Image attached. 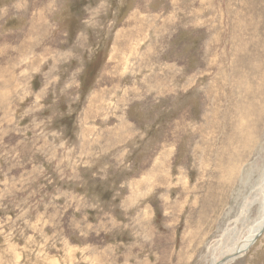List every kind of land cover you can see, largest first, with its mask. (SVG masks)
Returning <instances> with one entry per match:
<instances>
[{"label":"rangeland","instance_id":"obj_1","mask_svg":"<svg viewBox=\"0 0 264 264\" xmlns=\"http://www.w3.org/2000/svg\"><path fill=\"white\" fill-rule=\"evenodd\" d=\"M256 1L0 0V264H213L248 235L264 166ZM199 94L214 129L225 120L208 151ZM224 264H264V230Z\"/></svg>","mask_w":264,"mask_h":264},{"label":"bare ground","instance_id":"obj_2","mask_svg":"<svg viewBox=\"0 0 264 264\" xmlns=\"http://www.w3.org/2000/svg\"><path fill=\"white\" fill-rule=\"evenodd\" d=\"M241 2H243V1H241ZM246 2V1H245ZM248 2V1H247ZM254 2V3H253ZM230 3V2H229ZM236 3H238V2H236ZM258 3H259V1H258ZM262 5H263V3H262ZM231 6V5H230ZM239 6H241V5H239ZM244 6H245V4H244ZM244 6L242 7V8H244ZM249 6V5H248ZM228 7H229V5H228ZM254 7H256L257 9H260L261 8V6L260 5H258L257 4V1L256 0H250V6L248 7L249 9L248 10H250L251 12H254V11H252L253 9H254ZM230 8L231 7H229V10H230ZM235 8V7H234ZM235 9H237V8H235ZM245 9L247 10V7H245ZM245 9H244V11H245ZM234 10V9H233ZM240 10V9H239ZM241 11H243V10H241ZM249 11V12H250ZM233 12V11H232ZM261 12V11H260ZM246 13H248V12H246L245 11V14ZM249 14V13H248ZM260 15V14H259ZM161 16V15H160ZM233 16H234V14H233ZM231 17V16H230ZM261 17V16H260ZM192 18V17H191ZM234 24V23H233ZM232 24V25H233ZM237 25V24H236ZM260 25V24H259ZM262 25V24H261ZM254 26V25H253ZM239 27V26H238ZM260 28H262L263 27V25L262 26H259ZM242 28H243V25H242ZM256 28V27H255ZM259 28V29H260ZM237 29V28H236ZM237 31V30H236ZM260 31V30H259ZM242 32V31H241ZM240 32V33H241ZM170 33V32H169ZM239 33V32H238ZM249 33V32H248ZM255 33H257V31L255 32ZM260 33V32H259ZM250 34H251V32H250ZM245 35V34H244ZM249 35V34H248ZM254 35V34H253ZM261 35V34H260ZM258 36V35H257ZM262 36V35H261ZM261 36H259V37H261ZM246 39V38H245ZM165 40V39H164ZM215 40V39H214ZM256 40V39H255ZM248 41V40H247ZM250 41H252V39L250 40ZM249 41V42H250ZM257 42H259V41H257ZM239 44V43H238ZM241 44V43H240ZM246 44V43H245ZM257 44V43H256ZM255 44V45H256ZM259 44V43H258ZM227 45V44H226ZM242 45V44H241ZM262 45V44H261ZM250 46H252V45H250ZM257 46V45H256ZM263 46V45H262ZM261 46V48H263ZM239 48V47H238ZM256 48V47H255ZM248 51H250V47H248ZM243 51H244V49H242ZM259 50V49H258ZM262 50V49H261ZM242 51V52H243ZM254 51L255 50H253V53H254ZM257 51V50H256ZM241 52V51H240ZM241 52V53H242ZM251 53H252V50H251ZM256 53V52H255ZM258 53H261L260 51L258 52ZM229 55V54H228ZM255 56H257L258 57V55H260V54H258V55H256V54H254ZM247 56V55H246ZM252 55H250L249 57H251ZM263 56V55H262ZM248 57V56H247ZM264 57V56H263ZM220 58V57H219ZM242 58V57H241ZM260 58H261V56H260ZM208 59V58H207ZM248 59L249 58H247L246 60L248 61ZM251 60H252V57L250 58ZM254 59V58H253ZM257 59V58H256ZM259 59V58H258ZM257 59V60H258ZM239 62L241 61V59L240 60H238ZM244 58H243V65H244ZM247 61H245V62H247ZM253 61V60H252ZM260 61V60H259ZM262 61V60H261ZM251 62V61H250ZM258 62V61H257ZM256 62V63H257ZM263 62H264V58H263ZM249 63V62H248ZM236 64V63H235ZM240 64V63H239ZM260 64V63H259ZM237 65V64H236ZM249 65H250V63H249ZM261 65H262V63H261ZM233 66V65H232ZM185 67V66H184ZM238 67V66H237ZM241 67V66H240ZM244 67H245V65H244ZM243 67V68H244ZM247 67V66H246ZM176 68V67H175ZM242 68V69H243ZM249 68V67H248ZM234 69V68H233ZM245 69V68H244ZM251 69V68H250ZM250 69H249V72H250ZM257 69H258V66H257ZM260 69V68H259ZM258 69V70H259ZM198 70V69H197ZM253 70V69H252ZM261 70H262V68H261ZM253 72H255V71H253ZM253 72H251V73H253ZM195 73V72H194ZM241 73V72H240ZM202 74V73H201ZM231 74V76H232V73H230ZM242 74V73H241ZM241 74H240V77H241ZM194 75V74H193ZM235 75V74H234ZM238 76H239V74H237ZM254 75H256V74H254ZM218 76H220L219 74H218ZM252 76V75H251ZM243 77H245V76H243ZM249 77V76H248ZM199 78V77H198ZM232 78V77H231ZM235 78V77H234ZM190 79V78H189ZM200 79V78H199ZM223 79V78H222ZM230 79V78H229ZM237 79V78H236ZM239 79H241V78H239ZM243 79V78H242ZM249 79H250V77H249ZM193 80V79H192ZM224 80H225V78H224ZM231 81V80H230ZM139 82H141V81H139ZM177 82V81H176ZM195 82H196V80H195ZM253 82V81H252ZM251 82V83H252ZM228 83V82H227ZM179 84V83H178ZM232 84V83H231ZM176 85V84H175ZM206 85V84H205ZM230 85V84H229ZM228 85V86H229ZM240 85V84H239ZM234 86V85H233ZM236 86V85H235ZM254 86V85H253ZM250 87V86H249ZM209 88V87H208ZM208 88H205V89H208ZM230 87H228V89H229ZM236 88V87H235ZM202 89V88H201ZM240 89H241V87H240ZM230 90V89H229ZM236 89H234V91H235ZM251 90V89H250ZM201 91V90H200ZM208 91L209 90H207V93H208ZM218 91V90H217ZM241 91V90H240ZM255 91H256V89H255ZM260 91H262V90H260ZM224 92H225V90H224ZM222 93V94H225V93ZM228 93H230L229 91H228ZM232 93V92H231ZM248 93H249V91H248ZM234 94H235V92H234ZM252 94V93H251ZM256 94H257V92H256ZM172 95V94H171ZM174 95V94H173ZM172 95V96H173ZM221 95V94H220ZM237 95V94H236ZM258 95V94H257ZM168 96V95H167ZM222 96V95H221ZM223 96H225V95H223ZM231 97H232V95H230ZM250 96V95H249ZM253 96V95H252ZM169 97V96H168ZM200 97V98H199ZM248 97V96H247ZM251 97V96H250ZM222 98V97H221ZM252 98V97H251ZM254 98V97H253ZM197 100H199L200 99V105L202 106V108L206 105V109H207V112H206V114H205V120H206V125H203L202 126V129H200V130H203V132H204V134L202 135V139H201V142H204L206 145H205V147H203V148H198V150H205V151H208L210 148H211V145L213 144V142H212V138H214L215 139V137H214V132H215V130L217 131V128H218V126H219V130H222V128L224 127L221 123H223V121H225L224 120V115H223V113H220V115H221V123H219L218 125H216V129H214V127H215V123H217L216 121H217V116L215 115V114H212L213 112L211 111V113H210V109H212L211 108V106H209L208 107V104L210 103L211 104V101H212V99H211V97L210 98H208L207 97V95L206 94H204V95H200L199 94V96L196 98ZM236 99L237 98H234V96H233V100H230L229 99V97H228V99L226 98V100L227 101H225V99L224 98H222L221 100L222 101H224L225 103H226V106H224L225 107V109L226 110H229V108L231 107L232 108V110L234 109V106L236 105L235 104V102H236ZM249 99V98H248ZM251 100V99H250ZM221 101V102H222ZM232 101H234V104L232 103ZM240 101V100H239ZM181 102V101H180ZM221 102H220V104H221ZM249 102V101H248ZM253 103H254V101H252ZM169 104V103H168ZM251 104V103H250ZM233 105V106H232ZM254 105V104H253ZM176 106V105H175ZM223 106V105H222ZM252 106V105H251ZM256 106V105H255ZM200 107V106H199ZM236 107V106H235ZM230 108V109H231ZM250 108V107H249ZM190 110V109H189ZM205 111V110H204ZM230 111V110H229ZM253 111V110H252ZM239 112V111H238ZM248 112V111H247ZM230 113H232L231 111H230ZM208 114H210V116L208 115ZM244 114V113H243ZM248 114H249V112H248ZM230 116V115H229ZM246 116V115H245ZM249 115H247V117H248ZM215 117H216V119H215ZM227 117V116H226ZM234 118L235 117H233V120H234ZM244 118V117H243ZM239 119V118H238ZM246 119H248V118H246ZM179 120L181 121L182 120V115H180L179 116ZM231 120V119H230ZM250 122H251V120H250ZM242 123V122H241ZM253 123V122H252ZM233 124H235V123H233ZM239 124V123H238ZM249 124V123H248ZM250 125H252V124H250ZM211 126H213V128L211 129V130H209V128L211 127ZM194 127V126H193ZM238 127V126H237ZM196 128V127H195ZM235 128H236V126H235ZM247 128V127H246ZM208 129V130H207ZM225 129V128H224ZM254 129V128H253ZM235 130V129H234ZM234 130H232L231 129V131H233L235 134L233 135V133H230V135H231V137L232 138H235V137H237V135H238V133H237V131H234ZM238 130V129H237ZM220 131H218V133H219ZM216 133V132H215ZM226 133H220L219 134V140L221 141V142H225V140H226V135H225ZM193 135V133L192 134H190V136H192ZM198 135H199V133H198ZM217 135V134H216ZM229 135V136H230ZM177 136H179V137H181V130H179V133H178V135ZM194 136V135H193ZM178 137V138H179ZM218 137V135L216 136V138ZM195 138H196V135H195ZM230 138V137H229ZM232 140V139H231ZM218 141V140H217ZM236 144V143H235ZM237 144H238V141H237ZM248 144V143H247ZM243 144H241V146H242ZM204 146V145H203ZM213 146V145H212ZM248 146V145H247ZM214 148V147H213ZM234 148V147H233ZM245 148V147H244ZM256 148V147H255ZM238 149H240V148H238ZM237 149V150H238ZM243 149V148H242ZM249 149V148H248ZM194 150V149H193ZM197 149H196V151H198ZM224 150V149H223ZM225 151V150H224ZM228 151V150H227ZM256 151V150H255ZM160 153V152H159ZM201 153V152H200ZM205 153V152H204ZM214 153V152H213ZM215 153H216V151H215ZM218 153V152H217ZM236 153V152H235ZM224 154V153H223ZM227 154V153H226ZM238 154H240V153H238ZM242 154V153H241ZM240 154V155H241ZM213 155V154H212ZM216 155V154H215ZM201 156V155H200ZM210 156V155H209ZM217 156V155H216ZM221 156V155H220ZM191 157V156H190ZM219 157V156H218ZM222 157H224V156H222ZM224 158H226V156L224 157ZM228 158H231V157H228ZM220 161H224L222 158H221V160ZM231 161H233V160H231ZM213 162V161H212ZM228 162H229V160H228ZM224 163H225V161H224ZM234 163V162H233ZM207 165L209 164V163H206ZM218 164H221V163H218ZM235 164V163H234ZM186 165H188V164H186ZM211 165H213V164H211ZM210 166V165H209ZM220 166V165H219ZM130 167V166H129ZM203 167V166H202ZM205 167V166H204ZM215 167V166H214ZM142 168V167H141ZM171 168V167H170ZM206 168H208V167H206ZM219 168V167H218ZM257 171V170H256ZM171 172V171H170ZM203 172V171H202ZM205 172H206V170H205ZM213 172V171H212ZM209 173H210V169H209ZM215 173V172H214ZM249 173V172H248ZM256 173V176H255V178H254V180H252V182L251 183H248V184H251L250 186H251V188H250V194H249V197L248 198H245V200H243V205H242V211H241V214L243 213V214H245L246 213V207L248 206V199L249 198H252L253 200L252 201H259V204H260V215H259V217H258V219L255 221V224L251 227V228H249V232H248V235L245 237V238H243V239H240V240H238L237 242H235L234 243V245H233V247L232 248H230L229 250H228V252H226L225 254H224V256H226V255H231V254H234L235 252L237 253H239L238 255H236V256H234V257H232V258H230L229 260H232V259H234L235 257H237V256H239L240 254H242V252H245V250L248 248V246H250V243L252 242V240H253V238L255 237V235L259 232V230H260V228L262 227V224H263V221H264V166H262V167H260V168H258V171L257 172H255ZM153 174V173H152ZM212 174V173H211ZM252 174V173H251ZM250 174V175H251ZM210 175V174H209ZM253 175V174H252ZM249 177V176H248ZM222 178V177H221ZM247 178V177H246ZM251 178V177H250ZM127 179V178H126ZM248 180V179H247ZM129 182V181H128ZM249 182V181H248ZM149 185V184H148ZM191 185V184H190ZM218 185H220V184H218ZM212 186V185H211ZM115 188V187H114ZM140 192H141V190H140ZM169 194V193H168ZM133 196V195H132ZM112 201V200H111ZM175 202V201H174ZM164 203V202H163ZM175 205V204H174ZM105 207V206H104ZM249 207V206H248ZM248 210V209H247ZM235 221H237V220H235ZM264 230V229H263ZM261 233H262V231H261ZM252 244V243H251ZM257 244V243H256ZM252 249V248H251ZM244 250V251H243ZM75 251V250H74ZM228 260V261H229ZM235 261V260H234Z\"/></svg>","mask_w":264,"mask_h":264},{"label":"water","instance_id":"obj_3","mask_svg":"<svg viewBox=\"0 0 264 264\" xmlns=\"http://www.w3.org/2000/svg\"><path fill=\"white\" fill-rule=\"evenodd\" d=\"M263 229H264V221H263V224H262V227L260 228V230H259V232L255 235V237L253 238V240H252V242L251 243H253L256 239H257V237L261 234V231H263ZM250 243V244H251ZM244 251V250H243ZM243 253V252H242ZM239 253L237 252H235L234 254H231V255H226V256H223L219 261H217L216 263H213V264H224V263H226L230 258H232V257H234V256H236V255H238Z\"/></svg>","mask_w":264,"mask_h":264}]
</instances>
